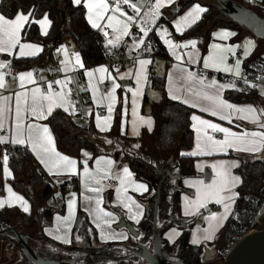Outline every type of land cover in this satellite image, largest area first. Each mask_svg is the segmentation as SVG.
Masks as SVG:
<instances>
[{"label": "crops", "instance_id": "1", "mask_svg": "<svg viewBox=\"0 0 264 264\" xmlns=\"http://www.w3.org/2000/svg\"><path fill=\"white\" fill-rule=\"evenodd\" d=\"M178 1L179 0H173L171 4L165 3V5L159 9L160 15L155 20L154 24L152 23L150 18H146L144 16L145 11H148V9L146 8L148 0H129V3L131 4L141 5L143 3L145 5L141 8V12L139 14H135L133 9L130 8L127 4H123L121 0L120 8L121 11L125 12V16H121L119 12L114 13L112 11V8L115 7L117 0H105V2L109 5V10L103 14L102 19L96 21L98 27L95 29H99L101 32H103V30L105 29L110 30L112 32V37L110 40H113L118 33H114L113 30L107 26L108 17L115 16L116 19L122 22H128L127 17L135 15V22H128L129 34L121 35L120 40L116 43L115 47H113L112 44L107 43L108 47L118 49L123 55V57L126 60H129L134 56L136 50H138L146 40H149L152 37L158 40L159 43L167 50L166 57H157L154 56V48L150 53L151 55H153L152 58L145 56L138 57L135 64L127 65L122 70L117 72L112 71V69L105 64L98 65L90 69H84V67H80V65L76 62V56H79V54L77 53V49L75 48L74 44H72L71 42H65L58 49L57 55L59 59V64L56 70L61 71L63 74V77L58 80L62 82L61 84H57L56 81H51L49 79V75L42 73L39 74L34 69H14L12 67V62L14 58H32L40 55L43 51V46L41 44L27 43L21 41L22 32L29 21L26 22L21 28L19 32V43L12 50V55L0 52V64L7 65L4 68H0V73L4 74V83L6 85V87L0 88V98L10 97V100L6 102L9 111L6 112L5 115V127L3 130H0V135L7 136L9 137V139L11 137L12 129L15 123V94L17 92H27L30 98L32 94V89L34 88H40L41 93L47 94L49 90H44V86L49 87V85H51V91L53 93H64L66 99L70 101V111L66 112L64 108L59 106L54 107L53 111H55L56 109H61L65 111L68 115L72 116L77 125L88 126L84 122L82 116H77L74 111H72L74 109V106L72 104L68 92L69 85L77 81V73L80 71L84 72L85 84L87 87L88 95V99L84 103L83 110L85 114H89L92 117L90 125H92L95 130L100 133V135L109 133L111 131L115 122V118L119 112L121 115L120 131L121 134L123 132V136L129 139H135L141 137L143 132L147 131V136H145L142 141L134 144L124 142L122 140H116L115 138H105L96 135L92 139L98 145L99 154L95 155L91 150H84L80 154L79 158H74L59 152L56 148L52 131L48 124H46L47 119L53 113V111L49 115L47 114V109L45 107L44 111L46 118L44 119H37L36 116L32 115L30 112L24 113L25 137L27 136L26 129L29 123L34 125L39 124L42 127L46 126L53 137L54 146L56 150L61 155L67 156L76 162L75 171H62L59 174H56L55 172L53 174H49V172L44 168V166L39 162V160H37L35 154L32 152L31 148L27 146V144L18 146L26 147L35 157L42 172L46 176L50 177L58 186H62L70 179L76 177L80 181L79 190L74 191L69 188L65 193V196H63L64 199L62 200V202L57 203L55 204V206L52 207L47 205L48 209L54 210L50 221H46L41 210L42 208H40L38 211V222L36 226L30 229L29 231L25 232V237L23 239L41 257L49 260L65 261L72 264H83V262L85 261V259L83 260L84 256H92L96 258L102 257L104 260L107 261L115 259V262H119V260L115 256L119 255V259L122 258V261L133 262L134 260H136V257L133 255V252L136 249L137 245L144 243L145 245H147V247H149L154 238L152 228L153 222L155 220L154 199L156 197V189L159 185V182L154 184L149 180H138L135 175L130 171L127 164L122 163L121 161L116 160L113 157V154L117 151L125 152L131 157H141L145 160H148L159 174V181L162 180V184L160 188V200L158 203V212L156 220L157 230L162 234L163 240L167 242L170 246L174 245L178 241L183 231H186L184 229L189 223L190 227L186 229L190 230L188 241L191 245H194L191 243L194 233L197 235V233L204 232L205 229L209 228V224L211 222L206 221V223H203L201 220H198L199 209L193 207V203L197 199V188H200L201 192L203 193L204 188L207 185L212 184L214 179L218 183L222 180V176L220 175V173H228L231 176L240 178V182L234 188L231 189L232 192L238 194L237 190L242 183V177L237 172V169L241 166H246L252 161L264 159V150H262L261 153H249L227 149L226 152H213L211 155H191V153L196 150L198 135L201 138L200 142L203 144L206 142L207 137H212V134L215 132V130L211 128L200 125L198 121L194 122L191 120L192 129L194 131V144L190 150L184 152L183 154L195 158V173L193 174V176L190 177L183 176L182 179L180 178V180H174L169 177V174L172 176L180 174L178 171V165L175 160V157L165 159L161 158L158 155L155 148V139L152 136L155 127V120L150 114L149 103L146 105V112H142L145 97L148 98L149 102H157L163 96L160 90L153 89L150 86L152 80L148 78V72L150 70V67L154 68V77L165 78L166 95L170 98L171 93V95L173 96L180 97V99H170L180 103H182L181 100H187L190 103L198 105L197 107H190L189 104L182 103L193 109L191 116L196 115L201 119L208 121L210 124H216L218 127L227 128L230 131L236 133H242L245 131H264V129L257 128L255 124L250 123L247 119H242L241 117L245 115L243 113H234L232 112V110H225L224 112H222V115L229 116V119L231 120V122L229 123L228 119L222 120L219 118V116H213L210 115L208 112L200 111V107L210 106L211 102L195 95L197 91H206L210 95H219V97L225 102L237 107L252 106L264 109V102L258 97H251V100L242 103H235L229 100L227 98V94L229 92L235 91L237 89L236 86L235 88L206 87L208 84L211 83L212 80H215L217 85L231 84L222 80L208 78L201 72L208 70L235 76L232 72L225 71L224 69H234L236 61L239 59L241 61L240 68L242 71L243 66L247 62L255 60L258 54L263 53L264 43L262 41H258L257 38L247 33L240 39H237V30L222 27L215 29L212 32L211 41L208 45V50L205 55L201 57V48L198 45L202 39L201 35H199V37L197 36L184 40H180L178 36L183 35L188 29L194 26L202 18L205 12L201 14L200 18L195 23H192L191 25H182L180 31H177V28L174 25L179 21L180 17L184 16L185 13L189 11V9L193 5L199 4L201 7H204L206 9L207 7L200 3H193L184 12L174 18L171 23L158 22L159 18L162 16L164 11L169 9L175 10L177 8L176 4L178 3ZM240 1L246 2V0ZM83 3L84 0H82L81 4L83 5ZM0 15L2 14L0 13ZM88 15L89 13L86 9L87 21ZM47 18L50 21L48 16ZM139 19H145L146 21H148L149 24L155 25L156 33L147 34L146 36L144 34L134 36V26ZM50 26L51 21L50 25L46 27V29L42 32L39 25L41 34L46 35L50 29ZM164 30L167 31L165 32ZM223 32L235 33V35H229L227 37H224L221 35V33ZM165 40H171L173 45H176V42H178L179 45L188 44L189 41L194 40L195 47H193L191 44H188L187 47H183L185 49V52L180 53L176 47H173L170 50L169 46L165 44ZM249 41L251 42V45H248ZM20 44H30L37 46L40 48V51L34 52L32 49L26 48L24 49V54L21 55ZM246 46L248 47V54L246 56L245 54H243V56L241 57H235L236 51L238 49H242L244 51ZM62 47L63 50H61ZM230 47L234 48V51H228V48ZM196 48L199 51L198 56L188 59L187 55L189 54V52L194 51ZM173 53H175V55H173ZM176 56H179L180 60H177ZM219 57H223V62L217 65L220 70H217L213 67H204L205 58H208L209 64L211 65L213 58ZM141 59H147L150 61V63L144 66V74H142L140 85L138 86L136 83V74L137 71L140 69L139 60ZM190 60L191 63H189ZM80 62L82 63L81 58ZM101 67L105 68L106 71H95L96 69ZM181 69H186L187 71L196 73L198 77L202 76L204 78V85L199 84L195 80L188 81L186 79V72H182ZM11 72H14V74H11ZM26 72H32V79L34 82L26 81L23 86H21L18 76L19 74ZM86 72H91L92 76L90 77L86 75ZM169 75H171V81L168 78ZM114 83L116 85H119V87H117L115 91L112 92ZM134 84L137 86L136 88H133ZM54 85L59 86L58 91L53 90ZM93 89H95V96L93 95ZM133 91H138V95L136 97H133ZM110 93L111 95H114L116 97V102L112 105L113 111L111 113L108 112V105L110 103L108 96ZM134 99L136 102L135 107L133 105ZM134 111L136 113L135 116L133 115ZM101 112H105L106 115H100ZM97 117L100 118V125L102 127H106L105 131H101L100 128L97 127ZM141 118L151 119L153 121L151 130H149L147 124L139 123ZM106 120L107 124L105 123ZM134 122L137 124L135 131L133 130ZM194 124L195 127H193ZM212 138L217 141H222L224 139V134L220 132L217 137ZM107 141H111L112 143H108ZM137 144L140 147L134 148L133 145ZM0 145L15 146L12 145L10 142ZM85 153H87V155H85ZM5 154L6 150L2 149L0 152V158L2 162L3 156ZM97 161H99V163H97ZM108 161H111L112 163L109 164ZM213 164L217 165L216 171H213V168L211 167ZM233 164H235L236 166H233ZM85 167L88 168L90 176H86L84 174ZM124 167H127L129 169L131 173L130 177L125 176V174L123 173ZM3 168L2 174L4 183L2 193L0 194V201H4V204L2 207H0V219L6 222L8 224L7 226L13 227L12 223L14 220V213L16 212H12L9 209H16L19 212L29 214L31 212V205L23 194L15 191L10 186L8 182L12 177V171L10 167L8 166L10 176H8L7 178L4 176ZM122 179L124 181L123 184H121ZM197 181H203V185L197 184ZM140 183L146 185L147 191L134 190L135 184ZM180 187L182 189H185L183 193L182 190H180ZM89 188H98L100 189V191H89ZM118 188L121 189L119 193L117 192ZM8 189H10L11 191H8ZM13 193L16 196L22 197L23 200L27 203L29 209L28 212H25L21 207L20 202L13 198ZM222 194L228 195L227 192ZM175 195H182L179 202L181 214L177 213V217L174 213V209L170 210V208H173L172 199ZM237 197L234 200V205L237 200ZM98 199L100 200L99 207L102 208L105 212L112 213L115 217L114 220L109 217H102L101 219H97L95 210L97 208L96 201ZM129 200L135 201V204H129ZM9 201H11V203H9ZM70 201H74L71 215L68 207ZM136 204L140 206L139 209H137ZM125 205H128V207L131 208V213L129 212L128 207H126ZM212 205L218 204L212 202ZM136 212L141 213V215L137 217V220L139 222H137V220L129 218L130 215ZM186 212L190 214L186 215ZM208 212H206L205 217H210L212 214H217V221L220 222L216 229L212 226V228L214 229V234L217 233L220 229H223L221 227H224L226 225V222L232 214L231 213L226 220L219 219V217H221L224 213L223 207L221 205H219L214 212H211V214H208ZM79 216L81 217L80 222L78 227H76V221ZM144 218L148 221V225L146 228H142L140 226V222ZM105 221H108V223H105ZM195 221H197L199 224L195 225ZM126 223L129 224L131 227L126 226ZM175 223L179 225V227H175ZM98 224L99 227H97ZM173 230H175V232H173ZM120 234L126 236V239L118 238ZM57 236L61 237V239H56L55 237ZM112 236H116L117 238L113 239L111 238ZM169 237H171V239H169ZM64 240H67L68 242L65 243L63 242ZM205 242H211V240H201L198 245L194 246H200L201 243ZM224 244L225 240L220 235L216 239L213 246L207 247L212 250H219V248L222 247ZM8 248L19 249L20 245H17V243L13 241V239H9ZM173 255L175 256L176 252H173ZM17 264H31V262H29L28 260L25 261L21 257L20 251Z\"/></svg>", "mask_w": 264, "mask_h": 264}, {"label": "trees", "instance_id": "2", "mask_svg": "<svg viewBox=\"0 0 264 264\" xmlns=\"http://www.w3.org/2000/svg\"><path fill=\"white\" fill-rule=\"evenodd\" d=\"M234 1L254 9L260 17L264 18V0L256 7H252L240 0ZM193 3L203 4L207 7V11L194 26L183 35H179L178 38L184 40L201 35L202 39L198 44L201 48V57L207 52L211 41V34L215 29L222 27L235 29L238 31L237 39H240L246 33L253 36L245 27L240 26L221 14L218 10L217 0H179L176 4L177 8L175 10L169 9L164 11L158 22L171 23L174 18L184 12ZM67 4L68 23L66 26H63L57 0H1L0 13L8 19L14 18L17 12L28 14L31 11L32 15L29 17L30 20L22 32L21 41L41 44L43 46L42 53L36 57L14 58L12 62L14 69H34L39 74L51 75L56 71L59 64L58 49L65 42L74 44L84 69H90L106 63L108 59V46L102 37V32L99 29L93 28L88 23L86 9L82 4L74 5L71 0H67ZM45 14L49 17L51 26L48 33L42 35L38 20L44 17ZM149 40L156 44L154 56H167V50L158 40L152 37ZM257 40L264 43L262 39ZM263 55L264 51L258 54L257 58L253 61L261 59ZM150 86L153 89L160 90L163 94L162 98L157 102H149L148 98L145 97L142 108V112L145 113L146 105L150 104V114L155 120L152 136L155 139L156 151L161 158L175 157L178 171L182 176H193L195 173V158L182 155V153L190 150L194 144V131L191 122L193 109L170 99L166 95L165 78H152ZM251 97L261 99L257 94H248L238 89L227 94V98L235 103L247 102L251 100ZM120 121L121 115L119 112L111 131L100 135L92 125L79 126L72 116L61 109H56L49 116L46 124H48L52 131L57 150L65 155L79 158L84 150H91L95 155L99 154L98 145L92 139L96 135L105 138H115L116 140L132 144L142 141L147 136V131H144L139 138H126L121 134ZM2 149L6 150V154L9 157L8 166L12 171V177L8 181L10 186L15 191L23 194L31 205V212L29 214L19 212L16 209H9L12 212H16L14 213L13 223H10L24 238L25 232L36 226L39 209L42 208L41 210L46 221H50L54 210L47 207L49 199L56 192H60V194L65 196L69 188L74 191L79 190L80 181L76 177L70 179L62 186H58L50 177L42 172L35 157L26 147L0 145V152ZM113 157L127 164L130 171L138 180H149L154 184L159 182V174L148 160L141 157H131L125 152L120 151L115 152ZM2 168L3 162L0 158V194L2 193L4 183ZM237 172L242 177V183L237 190L238 197L231 217L222 229L221 236L225 240V244L219 248V252L228 247L226 234L231 229L232 223H236L242 228L249 226V215L254 209L252 197L260 196L261 191L264 189V159L252 161L244 167L241 166L237 169ZM177 204L180 209L178 201ZM147 225L148 221L144 218L140 222V226L146 228ZM188 238L189 232L184 231L174 245L170 246L166 242V247L174 249L177 246H182L185 249V254H187L191 249Z\"/></svg>", "mask_w": 264, "mask_h": 264}, {"label": "snow or ice", "instance_id": "3", "mask_svg": "<svg viewBox=\"0 0 264 264\" xmlns=\"http://www.w3.org/2000/svg\"><path fill=\"white\" fill-rule=\"evenodd\" d=\"M82 0H72V3L74 5H80ZM173 0H155V3H151L149 0L148 4V11H145L144 16L146 18H150L152 23H155V20L159 17V9L165 5V3L171 4ZM121 0H117L115 7L112 8V11L119 12L121 16H125V12L121 11L120 8ZM123 4H127L130 8L133 9L135 14H139L141 12V8L145 5L142 3L141 5L131 4L129 3V0H122ZM83 6L88 10V21L91 24L93 28H97L98 25L96 23L97 20L103 18V14L109 10V5L105 2V0H84ZM207 9L204 7H201L199 4L193 5L188 12L185 13L184 16L179 18V21L174 25L177 28V31L181 30L182 25H191L192 23H195L201 16L202 13L206 12ZM32 15L31 11L28 14H24L23 12H17L14 19H7L5 16L0 15V52L7 53L8 55H12V50L17 46L19 43V32L21 28L24 26L26 22L29 21V17ZM128 22H135V15L128 16L127 17ZM128 22H122L115 18V16H109L108 17V27L113 30L114 33H118L113 40H109L107 43L112 44L113 47L116 46V43L120 40L121 35H128L129 34V23ZM40 28L42 32L50 25V21L47 18V14L44 15V17L38 21ZM142 32H144V35H147V31L141 27L140 29ZM165 32L167 30H164ZM159 34V32H158ZM105 36L108 35V33H104ZM222 36L227 37L229 35H235V33H228L223 32L221 33ZM142 42V41H141ZM166 45L169 46V49L171 50L173 47H187L188 44H191L193 47H195V41H189L188 44L184 45H173L171 40H165L164 41ZM248 45H251V42H248ZM138 46V45H134ZM32 49L34 52H39L40 48L34 45L30 44H20L21 49V55L24 54V49ZM63 50V47L61 48ZM228 51L232 52L234 51V48L230 47L228 48ZM245 56L248 54V47L246 46L244 49ZM175 55V53H173ZM177 60H180L179 56H176ZM76 62L80 65V67H83V64L80 62V58L77 55L76 56ZM223 62V57L219 58H213L212 64H209L208 58L204 59V67L209 68L213 67L217 70H220L217 65L219 63ZM63 63V62H62ZM150 63L147 59H141L139 60L140 69L137 71V79L136 83L139 86L141 81V76L144 74V66L148 65ZM191 63V60L189 61ZM241 61L238 59L236 61L235 67L233 68H225V71L232 72L235 76L239 77L241 73ZM6 64H0V68L6 67ZM95 71L98 72H105L106 69L101 67L96 69ZM118 71V70H117ZM182 72H186V79L188 81H197L199 84L204 85V78L202 76H197L196 73L187 71L186 69H181ZM86 75L92 76L91 72H86ZM32 72H26L21 73L18 76V79L21 83V86L27 81V82H34L32 79ZM169 80L171 81V75H169ZM103 79V78H102ZM57 84H61V81H56ZM244 83L249 87H255V85L250 84L246 79ZM6 87L4 83V74L0 73V88ZM90 87H91V81H90ZM119 87V85L113 84L112 92L115 91V89ZM206 87L213 88V87H219V88H226V87H232L235 88V84L231 85H217L215 80H212L210 84H208ZM131 91V90H130ZM93 95L95 96V89H93ZM133 97H136L138 95V91L132 92ZM197 97H202L203 99L210 101V106H204L200 107V111L208 112L210 115L213 116H219L220 119H228L229 123L231 120L229 119V116L222 115L221 113L225 110H232L234 113H243L241 118L247 119L250 123H253L257 126L259 129H264V109H260L257 107L252 106H245V107H237L230 103L225 102L223 99L219 97V95H210L206 91H197L195 93ZM261 95L264 96V91L261 92ZM170 98L172 99H180L178 96H173L170 93ZM16 99V108H15V123L14 127L12 129V134L9 139V137L0 135V144H5L10 142L12 145H25L27 144L28 147L31 148L32 152L35 154L37 160L44 166V168L49 172V174H53L54 172L56 174H59L62 171L67 172H74L76 162L72 159H70L67 156L61 155L54 146V141L51 133L49 132V129L46 126H41L39 124H31L29 123L27 125V136L25 137V125H24V113L30 112L32 115L36 116L37 119H44L46 118L45 115V107L47 109V114H51L54 107H62L66 112L70 111V101L66 99V96L64 93H53L51 91V85H49V91L47 94L41 93L40 88H34L32 89L31 97L29 98L27 92H17L15 94ZM108 99L110 101L108 105V112L111 113L113 111L112 105L116 102V97L114 95H111V93L108 96ZM10 100V97H2L0 98V130H3L5 127V115L6 112L9 111L7 101ZM182 103L189 104L190 107H197L198 105L194 103H190L187 100H181ZM135 99L133 100V105L135 107ZM74 111V109L72 110ZM133 115L135 116V111L133 112ZM99 117H97V127L100 128L101 131H105L106 127H102L99 123ZM191 120L196 122L198 121L200 125L206 126L208 128H211L215 131L222 132L224 134V139L222 141L214 140L212 137H207V140L205 143H201V138L197 137V144H196V150L191 153V155H211L213 152H226L227 149H232L234 151H242V152H249V153H261L262 150H264V131H252V132H242V133H236L232 132L227 128L218 127L216 124H210L208 121L201 119L200 117L196 115L191 116ZM107 124V120L105 122ZM139 123L147 124L149 127V130L152 129L153 121L151 119H143L141 118ZM137 127V124L134 122L133 130L135 131ZM195 127V124L193 125ZM199 131V130H197ZM123 134V132H122ZM108 143H112L111 141H107ZM134 148H139L140 146L133 145ZM87 155V153H85ZM183 155V153H182ZM8 155L5 154L3 156V163H4V176L7 178L10 176L9 169H8ZM99 163V161H97ZM109 164H111V161H108ZM233 166H236L233 164ZM213 168V171H216L217 165L213 164L211 166ZM123 173L125 176L130 177L131 173L127 167L123 168ZM84 174L86 176H90V173L88 171V168L85 167ZM222 176V180L218 183L215 179L213 180V183L210 185H207L203 193L201 192L200 188H197V199L193 203V207L203 208L205 207V203L209 200H214L215 203L218 205H221L223 207L224 213L219 219L226 220L228 216L231 214L232 211V204L234 203L235 198L238 196L237 193L232 192L231 189L234 188L239 182L240 178L231 176L228 173H220ZM123 179L121 180V184H123ZM131 183V182H130ZM197 184L203 185V181H197ZM89 191L98 192L100 189L98 188H89ZM121 189H117V192L119 193ZM135 191H147V187L145 184H135L134 186ZM8 191H11L8 189ZM227 192L228 195H223L222 193ZM13 198L20 202L21 207L25 212H28V206L27 203L23 200L22 197L16 196L14 193L12 194ZM11 203V201H9ZM4 204V201H0V207H2ZM74 201L69 202V212L71 215L72 208H73ZM97 208H96V216L97 219H101L102 217H109L111 219H115L114 215L110 212H105L102 208L99 207L100 200L98 199L96 201ZM129 204H135V201L129 200ZM128 207V205H125ZM137 209H139V205L136 204ZM129 212L131 213V208L128 207ZM190 214L188 212L185 213ZM141 215L140 212H136L132 215H130V219L137 220V217ZM206 221H217L218 216L217 214H212L210 217H205ZM137 222H139L137 220ZM105 223H108V221H105ZM99 227V224L97 225ZM175 232V230H173ZM205 235L203 237H198L195 233L193 234V239L191 241L192 244L198 245L201 240L210 241L214 238V229L212 228V224H209V228L204 230ZM178 234V233H177ZM103 236V233H102ZM56 239H61V237L57 236ZM109 238V237H105ZM111 238L115 239L116 236H112ZM120 239H126V236L123 234H120L118 237ZM171 239V237H169ZM63 242L67 243V240H64Z\"/></svg>", "mask_w": 264, "mask_h": 264}, {"label": "built area", "instance_id": "4", "mask_svg": "<svg viewBox=\"0 0 264 264\" xmlns=\"http://www.w3.org/2000/svg\"><path fill=\"white\" fill-rule=\"evenodd\" d=\"M151 3H154V0H150ZM262 0H246V3L249 4L252 7L258 6ZM149 0L146 4V8L148 9ZM144 28L147 31V34H154L156 33V26L153 24H149L148 21L145 19H139L135 26H134V36H139L141 34H144L140 29ZM104 33H108L107 36L104 35ZM112 32L108 29L103 30L102 37L103 39L108 42L111 39ZM176 45H179L178 42H176ZM156 48V44L152 41L146 40L143 45L136 50V53L134 56L126 60L123 55L120 53L118 49L108 47L107 54L108 59L105 63L109 68L112 69V71L117 72L122 70L127 65H133L136 63L138 57H150L152 58L153 55H151V51ZM177 50L180 53H184L185 49L183 47H176ZM244 51L242 49H238L235 53V57H241L243 56ZM206 75V77L211 79H217L225 81L229 84H235L236 88L239 91L248 93V94H257L261 97V99L264 102V96L261 95V92L264 91V55L261 59L256 61H249L244 66L240 73V76H233L228 75L224 73H218L214 71H201ZM11 74H14V72H11ZM63 77V74L61 71L56 70L51 75H49V79L51 81H58ZM148 78L152 79L154 78V68L150 67V70L148 72ZM245 79L250 83L255 85V87H249L247 86L244 81ZM137 86L134 84L133 88H136ZM44 90H49L48 86H44ZM54 91L59 90L58 85L53 86ZM68 92L70 99L72 101V104L74 106V113L77 116H82L84 122L89 125L92 121V117L89 114H85L83 110L84 103L88 99L87 95V87L85 84V78H84V72L80 71L77 73V81L75 83H72L68 87ZM100 115L105 116V112H101ZM220 134L219 131H215L212 134V137H217ZM113 182V181H110ZM63 195L60 194V192H56L48 201V205L50 207L55 206V204L62 202ZM252 200L254 201V209L249 215V226L246 228H242L238 226L236 223H232L231 229L228 230L226 234V240L228 241V247L223 250L219 256V260L223 264L224 261L228 258V255L232 251V249L237 245L239 240L246 234H249L253 232L255 227L260 224L259 219L264 215V189L261 191L260 196H253ZM208 214H211V212H208ZM235 215V211H234Z\"/></svg>", "mask_w": 264, "mask_h": 264}, {"label": "water", "instance_id": "5", "mask_svg": "<svg viewBox=\"0 0 264 264\" xmlns=\"http://www.w3.org/2000/svg\"><path fill=\"white\" fill-rule=\"evenodd\" d=\"M217 2L218 10L221 14L240 26L245 27L255 38L264 40V18L260 17L254 9L239 4L234 0H217ZM169 177L174 180H180L183 176L180 174L173 176L169 174ZM161 184L162 180L159 181V185L156 189V197L154 199L155 220L152 225L154 233L153 241L149 247L144 243L137 245L133 252L136 260L129 262V264H185L182 260H172L170 258L171 255L162 248L163 238L162 234L157 230L156 223ZM80 218L79 216L76 221V227L79 225ZM259 221L260 224L254 228L255 230L253 232L244 235L239 240L223 264H264V215ZM126 226L131 227L129 224ZM9 231L17 236L18 241L24 248L26 259L32 264H72L41 257L14 227L6 228L0 231V234ZM203 260L205 261L206 259L204 258Z\"/></svg>", "mask_w": 264, "mask_h": 264}, {"label": "rangeland", "instance_id": "6", "mask_svg": "<svg viewBox=\"0 0 264 264\" xmlns=\"http://www.w3.org/2000/svg\"><path fill=\"white\" fill-rule=\"evenodd\" d=\"M57 5H58V8H59L60 13H61L62 24H63V26H66L67 23H68V4H67V0H57ZM198 54H199V51L196 48L194 51H190L189 52V54L187 55V58L190 59L192 57H197ZM180 190H182V193L185 191V189H182L181 187H180ZM181 196L182 195H175L174 198L172 199V201H173V208H170V210L171 209H174V213H175L176 217H177V213L178 214H181V211L178 208V204H177V201L180 202ZM212 202H215V201L209 200V201H207L205 203V207L198 208L199 209V217H198V215H197V217H198V220H201L203 223H206V220H205L206 212H208V211L214 212L218 208V206H219V205H212ZM233 205H234V203H233ZM233 205H232V210H233ZM231 213H232V211H231ZM40 222H42V221H40ZM189 224L187 225L186 228L190 227ZM198 224L199 223L197 221H195V225H198ZM211 224L216 229L218 227V225L220 224V222H218V221H211ZM7 225L8 224L6 222H4V221H2L0 219V231L6 229L8 227H10V226H7ZM175 227H179V225H177L175 223ZM186 228L185 229L182 228V229H184V230H186V231L189 232L190 230L189 229H186ZM221 228H223V227H221ZM221 230L222 229H220L217 233L214 234V238L211 240V242L201 243L200 246H195V247L196 248L197 247H203L204 248V247H207V246H210V247L213 246L214 243H215V241H216V239L218 238V236L221 235L220 234L222 232ZM204 233L205 232H199V233H197V236L198 237L204 236ZM9 239H13V241H15L17 243V245H20V248L19 249L18 248L17 249H15V248L14 249H9L8 248ZM17 241H18L17 236L13 232H11V231L6 232L4 234H0V264H17L18 263V256L20 255V251H21V257L25 261H27L26 258H25V255H24V248L21 246L20 242L19 241L17 242ZM85 258H88V257H85L84 256L83 257V260ZM102 263L103 264H112L110 262H107L104 259H103V262Z\"/></svg>", "mask_w": 264, "mask_h": 264}, {"label": "flooded vegetation", "instance_id": "7", "mask_svg": "<svg viewBox=\"0 0 264 264\" xmlns=\"http://www.w3.org/2000/svg\"><path fill=\"white\" fill-rule=\"evenodd\" d=\"M162 248L164 251L169 253L171 255V259L178 261L182 260L185 264H222L221 261L219 260L220 252L219 250L216 249H210L208 247H195L194 245H191L190 252L185 254V249H183L182 246H177L174 249H170L166 247V242L163 240L162 242ZM203 248V249H202ZM173 252H176V255H173ZM116 258L119 260V262H115L114 260L107 261L112 264H129V262L122 261L119 255H115ZM206 259L205 261L203 259ZM198 259V260H197ZM65 262V261H61ZM103 258L102 257H92L88 256V258H85V261L83 264H103ZM68 263V262H67ZM32 264V263H31Z\"/></svg>", "mask_w": 264, "mask_h": 264}]
</instances>
